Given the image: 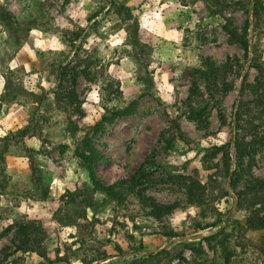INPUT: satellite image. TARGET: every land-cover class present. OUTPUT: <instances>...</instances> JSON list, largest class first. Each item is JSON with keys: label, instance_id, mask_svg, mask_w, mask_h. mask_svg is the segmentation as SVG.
Segmentation results:
<instances>
[{"label": "rangeland", "instance_id": "1", "mask_svg": "<svg viewBox=\"0 0 264 264\" xmlns=\"http://www.w3.org/2000/svg\"><path fill=\"white\" fill-rule=\"evenodd\" d=\"M105 1L0 0V264H222L227 251L232 253L230 264H264V254L254 246L264 232L248 230L244 221L249 210L237 206L246 177L264 179V146L256 149L249 172L235 186L225 172L223 153L214 149L229 151L232 172L233 138L242 134L234 114L239 104L253 99L248 85L257 72L251 57L255 54L264 63V15L259 22L250 18L245 57L221 26L228 18L241 30L250 0H229L216 15L212 11L221 0H127L138 25L135 34ZM79 29L83 32L75 51L65 33ZM131 34L140 48L128 42ZM203 58L217 65L229 60L234 69L225 77L232 90L222 98L209 99L199 82L201 105L207 103V127L200 129L179 108L191 71L201 68ZM88 59L99 61L90 68L99 82L78 78V113L58 105L53 93L59 67L81 68ZM146 77L149 87L141 81ZM116 82L121 95L108 107H124L144 90L153 96L140 98L135 114L103 124L93 136L89 131L99 153L94 171L105 184L126 180L157 152L159 169H151L152 179L142 193L156 203L178 205L160 220L149 216L134 193L122 204L100 193L92 195L91 206L82 202L91 196L86 188L90 182L74 148L84 136L83 127L102 115L105 87ZM251 115L243 120L253 119L263 133L264 124ZM189 179L205 186L203 204L187 202ZM75 190L79 194L72 202L65 193ZM19 221L42 224L45 257L15 250ZM214 234L215 239L204 240ZM179 253L183 260L176 258Z\"/></svg>", "mask_w": 264, "mask_h": 264}, {"label": "trees", "instance_id": "2", "mask_svg": "<svg viewBox=\"0 0 264 264\" xmlns=\"http://www.w3.org/2000/svg\"><path fill=\"white\" fill-rule=\"evenodd\" d=\"M126 1L127 0H106L105 2L118 19L122 21L126 30L135 34L138 30V25L135 18L132 16L130 9L125 5ZM228 1L229 0H221L222 3L220 8L212 11L213 14H220L228 6ZM102 10L103 6L93 12L88 20H94ZM263 15L264 0H250V9H247V19L244 21L241 30L233 24L231 19H224V23L221 26L222 30L228 35L231 43L238 44L242 48L245 57H247L250 47L247 38V31L251 25L250 18L254 22H259L262 20ZM82 32L83 29H79L72 33H68V35L65 33V36L68 38L67 43L71 48H75V51L77 49L75 43L79 41ZM131 35L132 36L128 37V42L134 48H140L142 45L139 40L133 34ZM257 57H255L254 54L250 59L251 67L257 72L254 82L248 85V90H250L253 95V99L249 102L239 104L234 114V122L236 123L235 127L238 130H241L242 134H236L233 138L232 144L234 148L235 168L232 172L229 171L231 165L229 151L224 150V147L222 146L214 147L216 151L223 153L224 169L230 176V183L232 186L238 184L241 177L249 172L253 164V156L256 149L259 146H264V132L261 134L258 132L259 125H255L253 119L243 120V116H249L252 112L253 115H251V117L257 116L256 119L262 121L264 124V63L257 60ZM97 62H99L98 59H88L83 62L84 65L81 68L80 66L70 65L59 67L58 85L53 93L54 101L63 107H72L79 113L82 102L78 99L75 91L77 80L82 76L87 82L97 84L99 82L98 73L90 70L91 65L96 64ZM233 69L234 65L229 62V60L224 64L217 65L208 58H203L201 60V68L192 69L190 87L188 88L186 98L182 102V107H180L179 110L188 120L197 122L200 129H205L207 127V119L204 117L207 103L201 105L204 101L201 99L199 82L203 83L209 99H215L216 95H219L222 98L232 90L233 85L226 81L225 77L228 74H231ZM150 73L153 72L151 71ZM141 81L146 87L151 86V80L148 77L141 79ZM104 90L105 94L102 95V100L106 102V104L102 105V115L91 127H83L84 129L81 131L84 132V136L74 148V156L78 160V165L86 171L90 182V186L86 188L87 190L89 189L91 196L87 198V201L82 200V202H87L88 206H91L92 195L100 193L116 204H122L130 194L134 193L141 202V205L148 208L149 216L155 220H160L163 216L170 215L178 205L177 203L159 204L148 197H145L142 193L143 187L152 179L151 169H159L156 167L157 152L153 151L149 154L129 179L105 184L95 174L94 166L99 153L93 147L94 143L92 137H89V131L92 132L93 136L102 130L103 124H111L117 118L135 114L139 99L146 94L152 96L153 94L144 90L137 98L130 101L124 107H108L107 103L121 95L118 88V82L113 83L112 85H107ZM248 103L252 104L250 108L246 107ZM242 121L245 122V125L241 124ZM28 130L27 127L23 129L21 131L22 136L27 134ZM176 130L178 132L180 131L178 127H176ZM246 136L249 138L247 139ZM214 154L215 153H213V155ZM205 191V186L197 179H189L186 185L187 202L190 204H203ZM65 194L68 195L73 202L79 193L75 190L72 192L66 191ZM237 200L238 207L244 205L249 210L244 221L246 228L253 232H264V179L246 177L244 188L238 193ZM255 206L257 207L255 208ZM15 226L18 235V242L15 245V250L21 254L31 252L38 254L40 257H45L43 241L46 237V232L42 224L37 221H19L16 222ZM206 227L208 228L210 225H207ZM218 234L205 237L204 240L209 242L210 240L215 239ZM221 246L222 248H225L223 241L221 242ZM254 246L259 252L264 254V236H262L259 243H255ZM185 248L197 252L198 254L203 253L201 249L194 248L192 244H186ZM8 256V254H4V258H7ZM231 256L232 253L230 251L225 252L222 264H230ZM176 258L183 260L182 253H179Z\"/></svg>", "mask_w": 264, "mask_h": 264}]
</instances>
